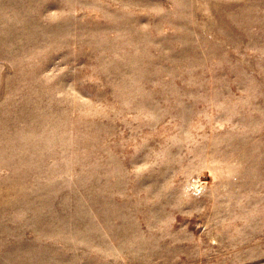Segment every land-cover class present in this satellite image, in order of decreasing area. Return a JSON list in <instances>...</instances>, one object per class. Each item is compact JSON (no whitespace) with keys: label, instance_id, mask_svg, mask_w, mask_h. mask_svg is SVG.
I'll return each instance as SVG.
<instances>
[{"label":"rangeland","instance_id":"rangeland-1","mask_svg":"<svg viewBox=\"0 0 264 264\" xmlns=\"http://www.w3.org/2000/svg\"><path fill=\"white\" fill-rule=\"evenodd\" d=\"M0 264H264V0H0Z\"/></svg>","mask_w":264,"mask_h":264}]
</instances>
